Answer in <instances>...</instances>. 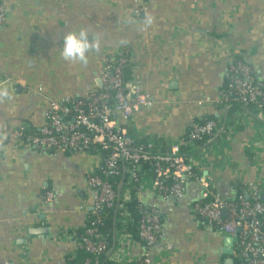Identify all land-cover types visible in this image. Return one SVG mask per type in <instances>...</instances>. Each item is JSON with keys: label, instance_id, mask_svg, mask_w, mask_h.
I'll return each instance as SVG.
<instances>
[{"label": "crops", "instance_id": "obj_1", "mask_svg": "<svg viewBox=\"0 0 264 264\" xmlns=\"http://www.w3.org/2000/svg\"><path fill=\"white\" fill-rule=\"evenodd\" d=\"M0 4L5 8L0 26V264H69L74 242L67 236L86 222L79 206L95 157L40 152L17 145L12 135L23 124L37 130L46 122L48 107L36 93L39 86L45 97L86 96L101 86L100 60L123 48L129 52L132 80L160 101L136 113L133 126L142 138L166 146L180 139L191 117L218 120L239 111L218 102L233 52L264 82V0H145L139 15L135 0ZM74 28L87 29L98 44L87 64L60 55L63 34ZM206 99L213 103L198 104ZM253 134V128L239 126L229 147L220 139L218 149L202 145L199 150L204 174L226 200L243 190L240 174L250 179L260 174L246 149ZM47 191L54 193L51 201L44 199ZM200 194L191 179L179 201L150 193L143 197L163 219L153 248L159 264H225L227 259L235 264L238 259L235 251L224 252L227 235L194 214Z\"/></svg>", "mask_w": 264, "mask_h": 264}, {"label": "built area", "instance_id": "obj_2", "mask_svg": "<svg viewBox=\"0 0 264 264\" xmlns=\"http://www.w3.org/2000/svg\"><path fill=\"white\" fill-rule=\"evenodd\" d=\"M135 2L134 13L139 15L145 0ZM4 13L0 4V26ZM141 30L145 31V26ZM128 64L123 48L103 57L97 70L100 88L82 97H45L39 86L36 93L45 98L48 107L46 122L37 131H28L26 124L12 131L19 146H31L40 152L86 153L97 161L85 179L87 195L79 206L86 216L83 234L72 231L67 236L74 242L69 257L75 258L77 251L83 250L91 257L80 264H100L101 255L115 264H159V254L153 248L159 241L163 219L157 206L143 197L150 193L179 201L187 182L193 179L201 188L200 198L192 205L194 214L225 235L237 238L234 251L238 259H245L246 264H264V200L259 197L264 192V82L256 79L252 66L239 52H233L227 65L226 87L219 92L218 102L236 105L239 111L218 120L191 117L180 139L163 146L151 137L142 138L133 126L136 113L160 101L132 77L124 79L123 67ZM204 102L213 103L206 99L198 104ZM239 126L254 130L246 149L260 174L253 179L240 174L245 182L243 190L226 200L214 189L212 178L204 174L199 150L202 145L218 149L220 139L229 147ZM118 177L115 185L110 179ZM135 197L137 234L129 230L131 211L126 205ZM53 198V191L44 195L46 201ZM109 209L115 212L111 243L100 229ZM89 212L91 219L87 220Z\"/></svg>", "mask_w": 264, "mask_h": 264}, {"label": "trees", "instance_id": "obj_3", "mask_svg": "<svg viewBox=\"0 0 264 264\" xmlns=\"http://www.w3.org/2000/svg\"><path fill=\"white\" fill-rule=\"evenodd\" d=\"M127 57L129 58V52L128 51H127ZM123 70H124V79L125 80L130 79L131 78V68H130L129 64L128 65H124ZM222 90H224V89H222ZM231 107H230V111L231 112L238 108L236 105H232ZM31 130L33 131V129H29L28 131H31ZM34 131H37V130H34ZM119 179L120 178L118 177V178L110 179V180H114L115 181V185H116V182H118ZM241 190L242 189L237 191V193H240ZM259 197L262 198V200H264V192L261 193V195ZM126 205L128 206L129 211H131V223L129 224V230L132 231L133 234H137V221L139 219V213L137 211L138 202L136 200V197L133 198L132 201L128 202ZM114 213L115 212L113 210H110V209H109V211L107 213H104V215H103L104 225L100 228L102 233L105 235L106 240L109 241L110 243H111V237H112V232H113V227H114V224H113V215H114ZM88 214L89 215L87 216V220H90L91 219L90 212ZM262 221H263V224H264V216L262 218ZM77 233L82 235L83 234V229L82 230H78ZM87 257H91V255H89L88 253L84 252L83 250H79V251H77V255H76L75 258L71 259L68 256L67 257V261H68L69 264H80ZM99 261H100V264H115V263L109 261L107 258H105L104 255L100 256V260ZM133 264H144V263L138 261V262H135ZM235 264H246V260L240 257L239 259H236Z\"/></svg>", "mask_w": 264, "mask_h": 264}, {"label": "clouds", "instance_id": "obj_4", "mask_svg": "<svg viewBox=\"0 0 264 264\" xmlns=\"http://www.w3.org/2000/svg\"><path fill=\"white\" fill-rule=\"evenodd\" d=\"M60 55L67 62L87 64L88 54L98 47L95 40L90 39L85 28H74L63 34L60 41Z\"/></svg>", "mask_w": 264, "mask_h": 264}, {"label": "water", "instance_id": "obj_5", "mask_svg": "<svg viewBox=\"0 0 264 264\" xmlns=\"http://www.w3.org/2000/svg\"><path fill=\"white\" fill-rule=\"evenodd\" d=\"M29 232L34 233V230L29 231ZM37 232H40V230H38ZM236 243H237L236 237L227 235V237L224 240V245H225V247H227V249H224V252L225 253H232V251L234 252V247H235ZM232 246H233V250H232ZM231 261H232V259H227L225 261V264H230Z\"/></svg>", "mask_w": 264, "mask_h": 264}]
</instances>
